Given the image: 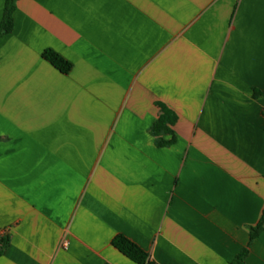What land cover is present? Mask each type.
Masks as SVG:
<instances>
[{
    "label": "crops",
    "instance_id": "1",
    "mask_svg": "<svg viewBox=\"0 0 264 264\" xmlns=\"http://www.w3.org/2000/svg\"><path fill=\"white\" fill-rule=\"evenodd\" d=\"M158 104L173 136L150 133ZM263 105L264 0H20L0 36V264H135L117 235L156 264H264Z\"/></svg>",
    "mask_w": 264,
    "mask_h": 264
},
{
    "label": "trees",
    "instance_id": "2",
    "mask_svg": "<svg viewBox=\"0 0 264 264\" xmlns=\"http://www.w3.org/2000/svg\"><path fill=\"white\" fill-rule=\"evenodd\" d=\"M19 1L20 0H4L3 14L0 22V36L3 34H9L13 30L14 12ZM42 58L62 74H68L72 68L68 61L52 50H45L42 54ZM158 107L160 108L161 113L159 118L150 128V133L157 138L162 134H172L173 136L170 127L175 124L176 115L162 104H158ZM173 141L174 139L166 142L160 138L157 141V145L166 146L172 144ZM263 228L264 219H262L255 228L250 230V242L259 236ZM7 245L8 240L0 238V255L6 249ZM112 246L135 264H156L149 259V255L145 251L123 235H117L114 237L112 240ZM246 255L247 249H244L230 264H240Z\"/></svg>",
    "mask_w": 264,
    "mask_h": 264
},
{
    "label": "built area",
    "instance_id": "3",
    "mask_svg": "<svg viewBox=\"0 0 264 264\" xmlns=\"http://www.w3.org/2000/svg\"><path fill=\"white\" fill-rule=\"evenodd\" d=\"M262 113L264 114V105L262 107ZM0 238H1V234H0Z\"/></svg>",
    "mask_w": 264,
    "mask_h": 264
}]
</instances>
